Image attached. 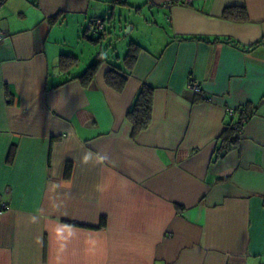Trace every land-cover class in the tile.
<instances>
[{
  "label": "crops",
  "instance_id": "1",
  "mask_svg": "<svg viewBox=\"0 0 264 264\" xmlns=\"http://www.w3.org/2000/svg\"><path fill=\"white\" fill-rule=\"evenodd\" d=\"M185 1L0 7V264L264 263V0ZM121 3L147 14L136 58L83 84L85 41L95 60L106 40L89 23ZM119 68L117 92L105 75ZM144 84L151 122L132 140ZM245 105L239 146L211 163L228 110Z\"/></svg>",
  "mask_w": 264,
  "mask_h": 264
},
{
  "label": "trees",
  "instance_id": "2",
  "mask_svg": "<svg viewBox=\"0 0 264 264\" xmlns=\"http://www.w3.org/2000/svg\"><path fill=\"white\" fill-rule=\"evenodd\" d=\"M225 18H235L239 20H244L246 15L236 16L235 14H223ZM100 33L105 35V30L103 29ZM101 38V37H100ZM99 38V39H100ZM96 40V43L98 40ZM95 42V41H92ZM262 42H257L255 46L259 45ZM139 47L130 43L128 51L125 55L124 61L127 65L131 64L132 61L136 58ZM75 61V58H70L68 56H61L60 66L64 67ZM105 61L102 55H98L97 58L86 68V70L78 77V79L86 84L91 81L92 76L97 71L98 67ZM120 69V68H119ZM126 72V71H125ZM122 69L109 71L105 75V83L108 87L114 91L120 92L126 83V73ZM152 105H153V89L148 85H142L139 89L136 97L133 101V104L129 111L126 114L127 121L132 127L131 139L134 140L137 135L145 131L151 122L152 116ZM254 114L253 109L250 106L245 105L242 108L234 110L233 115H228L224 123V129L219 138L216 141V146L211 158V163L216 162L224 158L230 151L236 149L239 146L241 140V131L242 127L246 121L245 117H251ZM14 152L10 151L7 156V162H11ZM71 165L67 163L64 169L65 179L70 177ZM69 224V223H68ZM104 219H100L99 227L104 225ZM73 225V224H71Z\"/></svg>",
  "mask_w": 264,
  "mask_h": 264
},
{
  "label": "rangeland",
  "instance_id": "3",
  "mask_svg": "<svg viewBox=\"0 0 264 264\" xmlns=\"http://www.w3.org/2000/svg\"><path fill=\"white\" fill-rule=\"evenodd\" d=\"M99 16L104 19V23L106 25V40H104L102 44H100L101 46H96L97 51L101 47L105 62L115 67H119V65L122 66L130 43H135L139 40V38L144 37L143 33L146 22L148 21L147 14L145 11H142V13H140L135 8L121 3L117 5L109 4V8L105 12V14H99ZM128 28L131 29L128 33H126ZM163 29H166L164 25ZM84 44L86 46L87 52L85 53L84 51L85 57L81 58L80 61L84 62V64H86V66L88 67L91 62L94 61V59H87L89 58L87 56L91 51L88 50V48H92L93 46H91L86 41ZM79 48H81V46ZM75 49H78V47H76ZM80 51V49L75 51L73 50V55L79 53ZM83 67L84 66L81 64L78 68V71L76 72H80L82 71V69H85Z\"/></svg>",
  "mask_w": 264,
  "mask_h": 264
},
{
  "label": "built area",
  "instance_id": "4",
  "mask_svg": "<svg viewBox=\"0 0 264 264\" xmlns=\"http://www.w3.org/2000/svg\"><path fill=\"white\" fill-rule=\"evenodd\" d=\"M7 0H0V7L6 2ZM191 0H186L185 3L189 4ZM114 3L120 2V0H113ZM167 20H169V18L167 17ZM104 29V23L101 19H94L91 20V22L89 23L88 26V31L96 34L101 32ZM5 36L4 32L0 31V40ZM186 88L192 92H196V93H200L201 97L203 98V93H201L202 88L200 86V84L198 82L195 81H189L187 82ZM234 110H228V115H233ZM249 119V117H245L244 121H247ZM5 209V205L0 203V214L3 213ZM264 264V263H263Z\"/></svg>",
  "mask_w": 264,
  "mask_h": 264
},
{
  "label": "water",
  "instance_id": "5",
  "mask_svg": "<svg viewBox=\"0 0 264 264\" xmlns=\"http://www.w3.org/2000/svg\"><path fill=\"white\" fill-rule=\"evenodd\" d=\"M130 29H131V28H128L127 31H126V33H128V32L130 31Z\"/></svg>",
  "mask_w": 264,
  "mask_h": 264
}]
</instances>
